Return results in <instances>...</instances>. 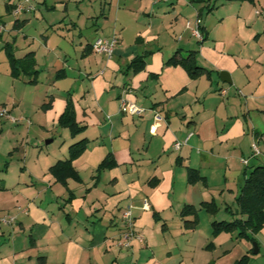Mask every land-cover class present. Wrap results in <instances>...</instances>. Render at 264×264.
Wrapping results in <instances>:
<instances>
[{
	"label": "crops",
	"instance_id": "1",
	"mask_svg": "<svg viewBox=\"0 0 264 264\" xmlns=\"http://www.w3.org/2000/svg\"><path fill=\"white\" fill-rule=\"evenodd\" d=\"M219 1L0 0V44L16 59L31 57L36 72L14 77L6 57L12 111L33 113L46 143L56 142L37 152L33 168L26 159L16 175L0 173V215L14 217L0 222V264H264V228L253 241L212 234L213 221L239 217L244 178L264 164V0ZM18 3L33 8L15 13ZM227 3L237 33H246L238 45L217 39L202 17ZM73 8L75 20L67 18ZM197 18L202 41L191 32ZM113 35L111 57L92 50L97 37ZM192 51L204 69L194 77L168 61ZM122 99L141 114L120 111ZM67 104L75 134L59 123ZM79 140L78 178L56 181L49 167ZM129 205L143 240L122 248Z\"/></svg>",
	"mask_w": 264,
	"mask_h": 264
},
{
	"label": "trees",
	"instance_id": "2",
	"mask_svg": "<svg viewBox=\"0 0 264 264\" xmlns=\"http://www.w3.org/2000/svg\"><path fill=\"white\" fill-rule=\"evenodd\" d=\"M248 1L253 2L254 0ZM5 50L10 62L12 76L17 77L22 72L36 74L35 70H33L34 61L31 57L25 56L22 59H16L9 46H7ZM194 53L195 51H192L184 58L173 56L169 58L168 61L172 64L183 66L188 74L194 77L204 70L196 64ZM132 63L135 62L132 61ZM30 83H35V79L30 80ZM59 123L63 126H67L73 134L80 131V127L75 122L71 104H67L59 119ZM84 148L85 140H79L71 144L68 158L59 160L49 167V172L56 181L65 184L68 178H78L77 171L72 161L80 155ZM107 163L106 160H103L100 163V167L105 166ZM194 180H196V172L190 170L188 173V181L193 182ZM236 202L239 217H234L229 221H213L212 234L215 235L221 231H225L235 233L236 237H245L253 241V235L264 228V164L253 166L248 170L240 192L236 197ZM187 209H189V207L183 208L184 211ZM246 262L247 258L242 257L240 260L236 261L235 264H245Z\"/></svg>",
	"mask_w": 264,
	"mask_h": 264
},
{
	"label": "rangeland",
	"instance_id": "3",
	"mask_svg": "<svg viewBox=\"0 0 264 264\" xmlns=\"http://www.w3.org/2000/svg\"><path fill=\"white\" fill-rule=\"evenodd\" d=\"M204 1L215 6H218L220 2L219 0ZM225 1L228 2L230 0ZM32 3L34 4V1ZM228 4L229 3L225 4L221 12L213 14L208 13L209 16L205 13V11L201 13L203 18L207 16V24L213 28L217 39H227L230 40L233 45H236L238 40L235 39V37L239 35V39L241 40L245 37L244 35L246 33L244 32L245 30L242 31L241 34L237 33L238 20L234 15L235 7H230ZM72 10L73 12L70 9L67 13V18L70 17L72 20H75L78 10L75 11L74 8ZM221 13L223 16L222 22L221 19L219 20L218 18ZM192 18L195 19V17ZM253 19L254 17L250 19V22H252ZM219 22H221V24H218ZM25 30L31 31V25H27ZM255 36L256 35H254V38ZM19 38H21L20 33ZM239 43L241 44V42ZM6 57L7 54L0 44V173L8 171V173L16 175V173L24 168V164H26V162L27 165H29L27 168H33L31 163L35 162V155L37 152L39 150L44 152L46 149L54 146L56 142L46 143L50 137L44 135V129L41 128L38 131L35 128L34 124L37 126V121L35 120L36 117L33 116V113L26 111V114L21 116L23 119H20L21 117L20 115L18 116L15 109L12 111L10 97L14 96L17 91L12 88V84L10 82L11 76L9 74V66ZM24 78H26V76ZM3 111H6V113H3ZM9 117L13 119H10ZM29 126H31L30 134L27 129ZM26 159L27 161L25 162ZM35 167L38 168V164L35 165Z\"/></svg>",
	"mask_w": 264,
	"mask_h": 264
},
{
	"label": "built area",
	"instance_id": "4",
	"mask_svg": "<svg viewBox=\"0 0 264 264\" xmlns=\"http://www.w3.org/2000/svg\"><path fill=\"white\" fill-rule=\"evenodd\" d=\"M28 1V0H26ZM32 5L27 4V5H23L22 3H18L16 4L15 8H14V12L18 13L20 11L23 10H30L32 9ZM199 23H200V19L197 18L194 22V26L191 29L192 35L198 40V41H202L203 40V34L200 31L199 28ZM186 25L191 26V22L187 21ZM1 29V27H0ZM119 43V37L117 35H113L110 37H97L92 43H91V48L94 52L98 53V54H102L105 55L107 57H111L112 53L114 51V48L116 47V45ZM222 93H225V90L222 89L221 90ZM120 111L125 112V113H129V114H133V115H139L142 112V109L138 106H136L134 103L127 101L125 99H122L120 101ZM3 113H6V111H3ZM156 120L159 121L161 119V117L159 115L155 116ZM13 119V118H11ZM157 128V124H154L150 127V132L154 133V131ZM180 142H176L174 143L173 147L175 149H178L180 147ZM252 150L254 154L258 153V149L256 144L252 145ZM242 161L244 163L247 162L246 159H242ZM146 204V202H145ZM130 205L127 206L123 212H122V219L124 221V231L122 233L121 239L119 240V245L122 248H128L130 246L131 241L133 240H138V241H142L143 240V235L141 233H139L136 228H135V224H134V219L131 213V209H130ZM12 221H14V217L10 216V215H0V222L1 223H5V224H9Z\"/></svg>",
	"mask_w": 264,
	"mask_h": 264
},
{
	"label": "water",
	"instance_id": "5",
	"mask_svg": "<svg viewBox=\"0 0 264 264\" xmlns=\"http://www.w3.org/2000/svg\"><path fill=\"white\" fill-rule=\"evenodd\" d=\"M219 75L223 81L230 82L229 74L227 71L222 70L220 71ZM253 246L255 247L253 252L256 253L257 252L256 243H253Z\"/></svg>",
	"mask_w": 264,
	"mask_h": 264
}]
</instances>
